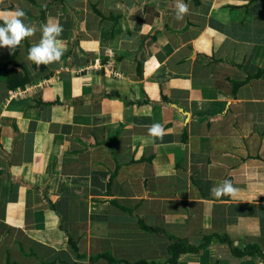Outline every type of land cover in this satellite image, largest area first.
Instances as JSON below:
<instances>
[{
    "label": "crops",
    "instance_id": "obj_1",
    "mask_svg": "<svg viewBox=\"0 0 264 264\" xmlns=\"http://www.w3.org/2000/svg\"><path fill=\"white\" fill-rule=\"evenodd\" d=\"M184 2L0 0L64 29L51 65L39 31L0 48V264H172V237L213 235L178 264H264L234 254L264 252V0Z\"/></svg>",
    "mask_w": 264,
    "mask_h": 264
},
{
    "label": "clouds",
    "instance_id": "obj_2",
    "mask_svg": "<svg viewBox=\"0 0 264 264\" xmlns=\"http://www.w3.org/2000/svg\"><path fill=\"white\" fill-rule=\"evenodd\" d=\"M189 12V5L184 0H175V19L181 21ZM26 13L21 8L15 10H0V48L11 51L19 47L22 42L32 37L37 31L40 39L28 50L26 59L36 66L51 65L59 62L64 54L63 40L60 39L64 29L55 18H49L39 28L25 23ZM166 133L160 123H153L148 127V135L154 139L162 140ZM211 195L217 199L229 196L235 199L239 189L234 187L231 180H224L211 188Z\"/></svg>",
    "mask_w": 264,
    "mask_h": 264
},
{
    "label": "trees",
    "instance_id": "obj_3",
    "mask_svg": "<svg viewBox=\"0 0 264 264\" xmlns=\"http://www.w3.org/2000/svg\"><path fill=\"white\" fill-rule=\"evenodd\" d=\"M262 77H264V72H260L257 76H255V78H262ZM251 79H252V77H249L246 81L237 84L235 86V92H237V90L241 86L247 84ZM144 228L148 229L147 227H144ZM215 238H218V237L214 236V235L212 237H206L200 246H195V245L189 244L188 242H186L184 240L172 237L171 240L173 241V243H172V245L169 246V254L172 255L173 257L169 259V262L172 264H178L179 263L178 259H179L180 255L199 252L202 248H205L207 245H209ZM220 240H222L223 242H229L230 243L228 238H225V239L220 238ZM70 248L74 252L75 256L78 259L85 258L84 256L79 254V251L77 248V243H75L72 239L70 241ZM234 254L235 255H242V256H251V257L262 259L264 261V252L256 244L249 245V246L245 247L243 250H237V251L234 250ZM99 259H105L108 263H111V264L112 263H115V264H119V263L131 264L127 261H117V260L113 259L110 255H107V254H101V255H96V256L91 257V260H93V261L99 260ZM43 264H55V262L43 263ZM136 264H154V263L140 262V263H136Z\"/></svg>",
    "mask_w": 264,
    "mask_h": 264
},
{
    "label": "built area",
    "instance_id": "obj_4",
    "mask_svg": "<svg viewBox=\"0 0 264 264\" xmlns=\"http://www.w3.org/2000/svg\"><path fill=\"white\" fill-rule=\"evenodd\" d=\"M105 70H106V73L111 74V66L110 65L105 66Z\"/></svg>",
    "mask_w": 264,
    "mask_h": 264
}]
</instances>
